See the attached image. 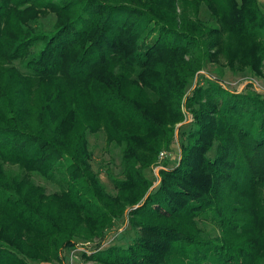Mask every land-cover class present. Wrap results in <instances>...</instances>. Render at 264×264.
Returning a JSON list of instances; mask_svg holds the SVG:
<instances>
[{
	"label": "trees",
	"instance_id": "obj_1",
	"mask_svg": "<svg viewBox=\"0 0 264 264\" xmlns=\"http://www.w3.org/2000/svg\"><path fill=\"white\" fill-rule=\"evenodd\" d=\"M49 15L50 33L34 27ZM263 61L259 0H0V264H51L78 228L102 239L115 225L86 150L85 135L99 131L122 148L124 179L113 183L128 197L133 238L87 259L264 264V96L216 82L187 95L209 64L263 78ZM183 106L195 128L180 133V163L143 201L145 171Z\"/></svg>",
	"mask_w": 264,
	"mask_h": 264
},
{
	"label": "rangeland",
	"instance_id": "obj_2",
	"mask_svg": "<svg viewBox=\"0 0 264 264\" xmlns=\"http://www.w3.org/2000/svg\"><path fill=\"white\" fill-rule=\"evenodd\" d=\"M259 6L264 13V0H259ZM200 18L204 21H209L210 17L207 10L202 7ZM55 16L49 15L45 19L37 20L34 27H39L40 30L50 33L52 26L55 23ZM40 50V46H37L32 50L35 53ZM24 60V59H23ZM264 62V61H263ZM23 61L15 63L14 66L24 73L22 68ZM216 65H208L204 70L200 71L196 77L192 80L189 85L187 95L191 96L196 88L207 89L209 83L216 82L224 90L234 93L243 94L248 92H255L264 96V63L261 70L262 76L257 77L249 71L243 73L231 72L229 69ZM183 121L175 125L173 135L170 137V144L166 148H163L159 153L156 163L151 167L150 170L145 171V176L151 182V185L147 189L146 197L155 192L160 185L161 176L160 172L175 168L180 163L181 159V138L180 133L189 131L195 127L192 126L194 122V115L192 111L186 107H182ZM86 150L91 156L90 160V172L91 175L97 181L98 186L104 194V203L108 209L115 214V225L107 227L105 237L101 239L92 237L87 232L86 228H78L75 231V237L71 239L73 244L71 247H65L64 245L58 249L57 260H52L51 264H99L97 262L87 259L92 256L95 252L104 251L111 247L122 246L126 248L131 243L133 238L130 232V222L128 213L131 210L128 205L126 195H120L115 189L113 179L123 180L124 179V166L122 163V148L112 143H107L106 137L103 131L96 132L94 134L85 135ZM216 148L209 154L211 158H214ZM5 171L9 173L11 177L22 178V173L15 167L5 166ZM31 183L35 186H40L45 194L50 195L58 192V186L48 180L42 178L39 174H32L30 176ZM142 203V202H141ZM141 203L139 205H141ZM139 205H134L133 208ZM200 227L204 230L205 235H217L218 230L213 228L209 224H201ZM44 251V249H41ZM176 264H182L181 262H175Z\"/></svg>",
	"mask_w": 264,
	"mask_h": 264
}]
</instances>
